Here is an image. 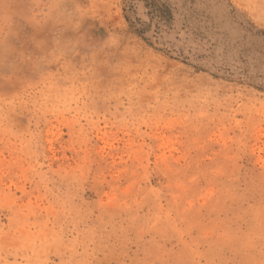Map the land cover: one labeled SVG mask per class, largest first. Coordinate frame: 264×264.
<instances>
[{"label": "rangeland", "instance_id": "obj_1", "mask_svg": "<svg viewBox=\"0 0 264 264\" xmlns=\"http://www.w3.org/2000/svg\"><path fill=\"white\" fill-rule=\"evenodd\" d=\"M245 4L0 0V264H264Z\"/></svg>", "mask_w": 264, "mask_h": 264}, {"label": "crops", "instance_id": "obj_2", "mask_svg": "<svg viewBox=\"0 0 264 264\" xmlns=\"http://www.w3.org/2000/svg\"><path fill=\"white\" fill-rule=\"evenodd\" d=\"M244 13L255 28H264V0H246Z\"/></svg>", "mask_w": 264, "mask_h": 264}]
</instances>
